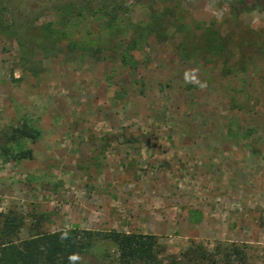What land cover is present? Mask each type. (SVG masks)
Here are the masks:
<instances>
[{"label":"rangeland","instance_id":"374dc122","mask_svg":"<svg viewBox=\"0 0 264 264\" xmlns=\"http://www.w3.org/2000/svg\"><path fill=\"white\" fill-rule=\"evenodd\" d=\"M20 113L43 129L14 147L30 158L0 153V214L25 217L20 239L116 230L170 254L264 247V11L0 0V130Z\"/></svg>","mask_w":264,"mask_h":264},{"label":"trees","instance_id":"16d2710c","mask_svg":"<svg viewBox=\"0 0 264 264\" xmlns=\"http://www.w3.org/2000/svg\"><path fill=\"white\" fill-rule=\"evenodd\" d=\"M233 17L253 10L264 11V0H226ZM27 24L33 27L30 20ZM35 27V26H34ZM43 129L27 115L0 130V153L7 159L30 158L31 151L16 152V145L38 142ZM0 264H264V247L248 243L218 241L214 245L192 241L187 249L170 254L152 234L109 232L34 231L25 239L19 233L26 219L16 211L0 214ZM99 242L114 244L116 256L98 257Z\"/></svg>","mask_w":264,"mask_h":264}]
</instances>
